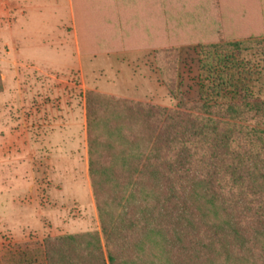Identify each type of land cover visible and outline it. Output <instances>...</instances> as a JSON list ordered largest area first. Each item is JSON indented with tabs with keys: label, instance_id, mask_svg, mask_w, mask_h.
Instances as JSON below:
<instances>
[{
	"label": "trees",
	"instance_id": "16d2710c",
	"mask_svg": "<svg viewBox=\"0 0 264 264\" xmlns=\"http://www.w3.org/2000/svg\"><path fill=\"white\" fill-rule=\"evenodd\" d=\"M215 5L209 34H236ZM246 13L242 34L261 35L198 41L197 103L170 46L154 53L176 109L86 93L100 231L46 238L43 264H264V0Z\"/></svg>",
	"mask_w": 264,
	"mask_h": 264
},
{
	"label": "crops",
	"instance_id": "0c3cea01",
	"mask_svg": "<svg viewBox=\"0 0 264 264\" xmlns=\"http://www.w3.org/2000/svg\"><path fill=\"white\" fill-rule=\"evenodd\" d=\"M226 1L224 20L234 24V27L229 25L228 31L232 33L234 28L236 34H242L240 24L246 21L249 0ZM215 4L216 0H0V73L4 86L0 99L16 101L21 111L13 123L7 112L2 114L0 215L6 214L4 210L8 208L14 214L23 207L29 208L23 199L38 201L34 185L29 184L27 194L20 190L25 183L34 182L24 172L19 158L26 145L25 136L28 141L32 134V142L28 144L32 159L42 157L43 153L44 160L51 156L64 166L67 163L72 166L73 161L83 157L78 154L80 149L84 151L88 171L85 95L89 85L84 74L88 72L91 55L130 54L128 49L114 50L110 37L117 34H125L130 44H144L147 48L166 46L169 34L214 33L218 15ZM80 34L85 38L83 44ZM62 72L65 76L80 72L78 97L65 94V88L59 87L67 83L65 78L56 77ZM155 74L152 73L155 85L165 90V86L158 83L159 74ZM131 80L129 86L131 83L135 86V79ZM10 86L15 87V95ZM108 88L101 92L131 101L152 102L114 93L117 88L113 83ZM66 174L63 171L62 175ZM41 209L40 206L36 212L40 214ZM25 212L29 218L26 223L14 217V221L9 222L8 217L6 223L0 224L1 238H4L0 241L1 247L42 243L49 236L92 232L71 231V226L65 224H33L31 210Z\"/></svg>",
	"mask_w": 264,
	"mask_h": 264
},
{
	"label": "rangeland",
	"instance_id": "374dc122",
	"mask_svg": "<svg viewBox=\"0 0 264 264\" xmlns=\"http://www.w3.org/2000/svg\"><path fill=\"white\" fill-rule=\"evenodd\" d=\"M250 35L261 34H169V44L166 46H170V48L177 47L180 51L178 83L185 99L189 103H197L200 99L198 89L200 74L198 41H219L233 39L239 36L247 37ZM124 36L125 34H117L110 37V40L114 43V50L128 49L130 50V54L116 56L110 54H94V56L91 55L89 57L88 72L84 74V79L89 85L88 91H95L113 96L101 92L109 90L108 85L113 83L117 88L114 93L129 96L133 95V97L138 99L152 101L143 102L146 104L176 109L177 101L172 97L165 86L164 80L158 70L159 65L153 54L155 50L162 49L166 46L156 47V45H151L149 46L151 48H146L144 44L128 43V39ZM80 37L82 38V44L83 42L85 43V38L82 34H80ZM261 66L263 74L261 83L257 86V90H261L260 94L264 99V63H262ZM79 73L73 72L70 76H65L63 72L62 74L57 73V78L61 80L65 78V81L68 83L63 82L61 83L62 86H59L62 87V89L65 88V94H71L76 97L80 95L79 91L81 89L77 87L80 79ZM152 73L159 74L160 79L158 83L161 82V84L165 86L164 88L167 93L164 89L162 91L157 88L155 81L152 80ZM133 78L136 84L133 83L135 86H132L131 83V86H129V83L133 82V80H131ZM147 80H149L150 83ZM10 90H12V93L15 95V87H11ZM114 97L120 98L118 96ZM30 104L29 106L32 105ZM3 112H7V117H9L13 123V120L16 121L21 111L18 109V103L16 101L9 102L0 99V128L4 125L2 117ZM30 115L31 114L28 113V116ZM29 123L31 124V119H29ZM28 138L29 140L27 141V137L25 136L26 145L19 158L22 160L21 164L24 172L30 175L31 179H34V182L25 183V186L20 190L27 194L29 184L34 185L38 193V201H36V199H23V203L30 209L23 207V210H20L17 214H14L11 208L4 210L6 214L3 216L0 215V224L6 223L8 217H10L9 222L17 220L20 223H26L29 218L25 210H31L33 217L31 222L33 224L42 223L47 226L65 224L71 226V231L92 230V232H95L100 230L84 151L82 152L80 149L77 150L79 156L82 154L83 157H78L77 160L73 161L72 166H70V163L64 166V163L61 164V162L58 161L59 159H54L51 156L48 157L47 160H44L43 153L41 154L42 157L32 159L30 157L31 151L28 149V144L30 145L32 142V134H30ZM52 153L53 152H49V154ZM63 171L67 172L64 176L62 175ZM40 206L42 209L40 210V214H38L36 211L40 209ZM13 217L15 218L14 220ZM1 239L3 240L4 238H1L0 232V241ZM42 243L36 241L27 245L7 244L3 247L0 246V259L3 262L2 264H15V262L16 264H20L23 260H30L32 261L31 264H42V262H44V249Z\"/></svg>",
	"mask_w": 264,
	"mask_h": 264
}]
</instances>
